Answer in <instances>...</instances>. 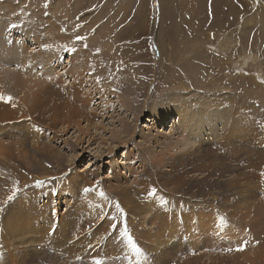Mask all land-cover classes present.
I'll use <instances>...</instances> for the list:
<instances>
[{"label": "rangeland", "instance_id": "1", "mask_svg": "<svg viewBox=\"0 0 264 264\" xmlns=\"http://www.w3.org/2000/svg\"><path fill=\"white\" fill-rule=\"evenodd\" d=\"M1 29L5 72L54 55L0 85V264H264V0H0Z\"/></svg>", "mask_w": 264, "mask_h": 264}, {"label": "bare ground", "instance_id": "2", "mask_svg": "<svg viewBox=\"0 0 264 264\" xmlns=\"http://www.w3.org/2000/svg\"><path fill=\"white\" fill-rule=\"evenodd\" d=\"M40 10V12H41V10L42 9H39ZM42 13V12H41ZM8 29V28H7ZM8 31V30H7ZM20 32V31H19ZM1 33H3L2 32V29H1V32H0V34ZM56 33V32H55ZM9 34L10 33H6V32H4V35L6 36L7 35V37L9 36ZM11 35V34H10ZM13 35V34H12ZM56 35H57V33H56ZM59 35V34H58ZM57 35V36H58ZM18 36V35H17ZM6 37V38H7ZM60 37V36H59ZM58 37V38H59ZM61 37H62V35H61ZM66 37V36H65ZM64 38V37H63ZM26 40V38H20V40ZM62 39V38H61ZM69 39V38H68ZM53 41V40H52ZM57 41H58V39H57ZM64 42H66V40H63ZM61 43V42H60ZM68 43H70L69 41H68ZM7 44H9V42L7 43ZM6 44V45H7ZM51 45H52V43H51ZM54 48H55V46H54ZM53 49V48H52ZM7 54L8 53H10L11 52V50H8V48L6 47V50H4ZM40 52H41V50H39ZM38 51V52H39ZM21 52H23V53H21V54H19V55H21V59H20V65L17 67V69L14 71V70H12V71H10L9 73L8 72H5V68H0V85H2L3 87H9L10 85H16L17 86V89L16 88H14V89H16L18 92L17 93H25L26 91H28L31 95H34V96H36V95H38L39 94V91H40V89H38L39 87H40V77L38 76V78H35L33 75H31V76H33V80H30V79H32V77L31 78H25L24 77V75H25V73H24V70H23V68L24 69H26V70H29L28 68L31 66H34L35 65V63H36V61L38 60V59H42L41 61H37V65H35V66H41V68H42V70H43V73L44 72H48V69H49V67L52 65V58H51V56H53V55H51V53H50V56H47V53H46V55H45V53L44 52H39L40 54H39V56H36V55H38L37 54V52L36 51H26L25 49H24V47H22V49H21ZM34 53H36V55L34 54ZM42 54L44 55V57L42 56ZM88 54V53H87ZM86 55V54H85ZM87 56V55H86ZM90 56V55H89ZM78 59L76 60V61H80L81 62V65H80V67H75V72H74V76L77 78V77H80L81 75H82V71H83V69L85 68V66H87L86 64V62L85 61H88V60H85L86 58L84 57V58H82L81 57V59L78 57V56H76ZM4 56H3V58L2 57H0V59H1V61L2 62H4ZM46 58H48V60L49 61H47V59ZM54 58V57H53ZM6 59V58H5ZM17 59H18V56H17ZM55 60V59H54ZM83 61V62H82ZM71 63V61H69V63L68 64H70ZM0 64H2L3 65V63H0ZM28 65V66H27ZM88 66H91L90 65V62L88 61ZM66 67V66H65ZM89 68V67H88ZM52 69V68H51ZM70 69H72L71 67H70ZM92 69H96V68H93V66H92ZM73 70V69H72ZM78 70H81L80 71V73L78 72ZM52 71V70H51ZM66 72V71H65ZM78 72V73H77ZM53 73H54V71H53ZM72 73H73V71H72ZM99 73V72H98ZM55 74V73H54ZM103 74V73H102ZM55 75H57V74H55ZM58 76V75H57ZM30 77V76H29ZM71 77V76H70ZM74 77V78H75ZM82 77V76H81ZM97 77V76H96ZM50 78V77H49ZM75 78V79H76ZM90 78H92L91 76H90ZM94 78H95V76H94ZM105 78V77H104ZM78 79V78H77ZM77 79H76V81H77ZM89 79V78H88ZM80 82H81V79H80ZM81 84V83H80ZM43 85H44V83L42 82V86L41 87H43ZM115 85V84H114ZM15 87V86H14ZM107 86H105V88H106ZM45 88V87H44ZM107 89V88H106ZM35 90H38V92H33V91H35ZM110 93H114V91H110ZM73 95V94H72ZM114 95H115V93H114ZM19 96V95H18ZM40 96V95H39ZM40 98V97H39ZM20 99V98H19ZM22 99H24V97L22 96ZM25 99H26V97H25ZM27 100V99H26ZM2 102L4 103L5 102V100H3V101H1L0 103L2 104ZM27 102V101H26ZM77 102V101H76ZM79 102V101H78ZM77 102V103H78ZM23 103V102H22ZM81 103H83V102H81ZM85 103V102H84ZM83 106V105H82ZM184 107V106H183ZM179 108L181 109L182 108V105H180L179 106ZM105 110H107V107L104 109V111ZM108 110H109V107H108ZM12 111H14V110H6V111H4L5 113H4V117L6 118V117H8V116H10V115H12L13 113H17V112H19L17 109L15 110V112H13L12 113ZM192 111V113L190 114V117H189V123H193V122H197V123H199L200 125H201V128H202V130H203V128H207V130H209V129H211V127H213L214 125H217V119L215 118V117H213V115L211 114V111L209 110V109H206L205 110V107H202V105L199 107V109H192L191 110ZM196 112H198L199 113V115L198 116H196V115H192L193 113H196ZM157 113V112H156ZM214 113V112H213ZM73 114H75L76 116H77V114H78V112L77 111H73ZM91 115V114H90ZM157 115L160 117V118H171L172 117V114H169V115H167L166 116V114L165 113H162V112H160V113H157ZM84 116V115H83ZM195 116V117H194ZM174 118H175V114H174ZM69 120V119H68ZM220 121V123H222V121L221 120H219ZM224 121V120H223ZM245 122V121H244ZM74 123V122H73ZM153 124V123H152ZM225 124V126H226V123H224ZM66 125H67V128L68 127H70V125H71V123H70V121H67L66 122ZM63 126V125H62ZM76 126H77V124H76ZM168 125H166L165 127H164V125H163V127L164 128H168L167 127ZM219 126V125H218ZM228 126V125H227ZM129 127V126H128ZM133 129L132 130H134L136 127L134 126V125H132L131 126ZM149 127V125L148 126H145V128H148ZM152 127H154V126H151L150 127V129L152 128ZM170 128H172V125L170 126ZM225 128V127H224ZM130 129V128H129ZM128 129V130H129ZM203 132V131H202ZM195 133L196 134H198L199 133V131H195ZM210 135V134H209ZM180 138H181V142L182 141H184L186 138H185V136L181 133L180 134ZM123 142V141H122ZM120 143V142H119Z\"/></svg>", "mask_w": 264, "mask_h": 264}, {"label": "snow or ice", "instance_id": "3", "mask_svg": "<svg viewBox=\"0 0 264 264\" xmlns=\"http://www.w3.org/2000/svg\"><path fill=\"white\" fill-rule=\"evenodd\" d=\"M45 7H47V3H45ZM77 39H82V38H81V37H77ZM7 99H10V97H9V98H6V100H7ZM262 175H264V173H262ZM41 183H43V182H41V181H37V182H36L37 185H40ZM17 184H18V182H14V184H13V188H12V194L8 196V200H12V199L16 196V194L20 191V189L17 187ZM25 187L27 188L28 185H25ZM90 191H92L91 188H84V189H83V192H85V193H88V192H90ZM154 192H155V190L153 189V190L149 193V195H150V196L153 195ZM100 195H103V193H100ZM117 208L119 209V205H117ZM121 211H122V210H121ZM101 219H103V217H101ZM113 227H115V225H113ZM121 234L124 235L125 233H121ZM129 243H131V240H129ZM245 243H246V242H245ZM136 250L139 251V249H136ZM237 250L242 251L243 248L241 247V248H239V249H237Z\"/></svg>", "mask_w": 264, "mask_h": 264}]
</instances>
